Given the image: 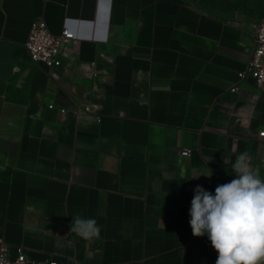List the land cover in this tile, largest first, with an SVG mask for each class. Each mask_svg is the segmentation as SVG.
<instances>
[{
    "label": "crops",
    "instance_id": "1",
    "mask_svg": "<svg viewBox=\"0 0 264 264\" xmlns=\"http://www.w3.org/2000/svg\"><path fill=\"white\" fill-rule=\"evenodd\" d=\"M36 18L75 32L59 67L25 47ZM253 20L197 0H0V235L37 260L215 264L194 188L214 194L245 151L264 171V93L238 75ZM76 214L100 236L69 233Z\"/></svg>",
    "mask_w": 264,
    "mask_h": 264
},
{
    "label": "clouds",
    "instance_id": "2",
    "mask_svg": "<svg viewBox=\"0 0 264 264\" xmlns=\"http://www.w3.org/2000/svg\"><path fill=\"white\" fill-rule=\"evenodd\" d=\"M250 161L247 151L239 154L231 165L235 178L217 185L214 194L202 185L193 190L189 210L192 235L207 236L218 253L215 264L264 262V179ZM184 174L182 171L181 176ZM71 217L69 233L85 240L100 236L95 218L80 214Z\"/></svg>",
    "mask_w": 264,
    "mask_h": 264
},
{
    "label": "built area",
    "instance_id": "3",
    "mask_svg": "<svg viewBox=\"0 0 264 264\" xmlns=\"http://www.w3.org/2000/svg\"><path fill=\"white\" fill-rule=\"evenodd\" d=\"M250 30L254 36L255 49L245 70L239 72L240 80L251 78L257 88L264 93V16L254 19L250 23ZM75 32L65 27L60 32H53L44 18H36L31 23V28L25 47L28 50L33 62L45 67L48 70L59 67L63 64L69 45L75 40ZM239 89L234 85L231 91ZM53 107V104L50 105ZM86 111H91V105H81ZM65 108L61 111L65 112ZM264 136V130L260 131ZM192 149H183V155H190ZM0 264H81L78 260L72 259L60 262L52 257L43 260L30 258L24 245H12L0 235Z\"/></svg>",
    "mask_w": 264,
    "mask_h": 264
},
{
    "label": "rangeland",
    "instance_id": "4",
    "mask_svg": "<svg viewBox=\"0 0 264 264\" xmlns=\"http://www.w3.org/2000/svg\"><path fill=\"white\" fill-rule=\"evenodd\" d=\"M205 11L222 16L256 19L264 16V0H197ZM264 179V171L260 174Z\"/></svg>",
    "mask_w": 264,
    "mask_h": 264
},
{
    "label": "trees",
    "instance_id": "5",
    "mask_svg": "<svg viewBox=\"0 0 264 264\" xmlns=\"http://www.w3.org/2000/svg\"><path fill=\"white\" fill-rule=\"evenodd\" d=\"M262 264H264V262H262Z\"/></svg>",
    "mask_w": 264,
    "mask_h": 264
}]
</instances>
